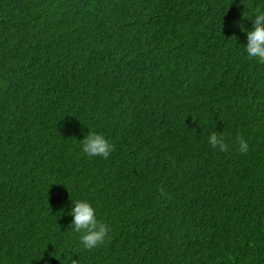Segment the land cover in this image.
Masks as SVG:
<instances>
[{
    "label": "trees",
    "instance_id": "1",
    "mask_svg": "<svg viewBox=\"0 0 264 264\" xmlns=\"http://www.w3.org/2000/svg\"><path fill=\"white\" fill-rule=\"evenodd\" d=\"M257 10L0 0V264H264V63L242 30ZM89 131L108 159L82 152ZM84 198L110 226L94 250L70 228Z\"/></svg>",
    "mask_w": 264,
    "mask_h": 264
},
{
    "label": "clouds",
    "instance_id": "2",
    "mask_svg": "<svg viewBox=\"0 0 264 264\" xmlns=\"http://www.w3.org/2000/svg\"><path fill=\"white\" fill-rule=\"evenodd\" d=\"M251 20V30L242 29L247 36L244 51L248 60L255 59L264 63V11H255ZM81 141L82 152L89 157L108 159L114 149L113 143L103 133L96 131H89ZM207 142L213 149L221 152L227 150L223 136L217 132H212L207 137ZM238 150L246 153L249 150L248 141L240 138ZM69 214L72 216L70 228L74 233L79 234L80 244L84 249L94 250L105 243L110 226L98 219L96 208L90 200L86 198L72 200ZM71 264H77V260L72 258Z\"/></svg>",
    "mask_w": 264,
    "mask_h": 264
}]
</instances>
